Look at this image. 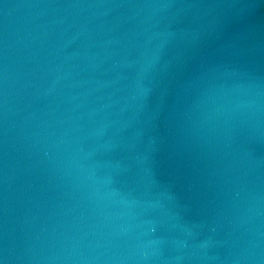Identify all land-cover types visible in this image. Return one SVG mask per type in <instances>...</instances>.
Here are the masks:
<instances>
[{
    "label": "water",
    "instance_id": "water-1",
    "mask_svg": "<svg viewBox=\"0 0 264 264\" xmlns=\"http://www.w3.org/2000/svg\"><path fill=\"white\" fill-rule=\"evenodd\" d=\"M0 264H264V0H0Z\"/></svg>",
    "mask_w": 264,
    "mask_h": 264
}]
</instances>
